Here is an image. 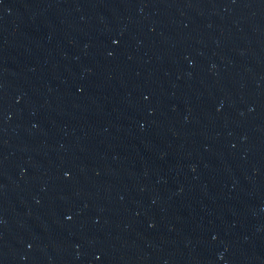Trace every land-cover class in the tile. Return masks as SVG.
Wrapping results in <instances>:
<instances>
[{
  "label": "water",
  "instance_id": "95a60500",
  "mask_svg": "<svg viewBox=\"0 0 264 264\" xmlns=\"http://www.w3.org/2000/svg\"><path fill=\"white\" fill-rule=\"evenodd\" d=\"M56 0H0V204L30 107Z\"/></svg>",
  "mask_w": 264,
  "mask_h": 264
}]
</instances>
